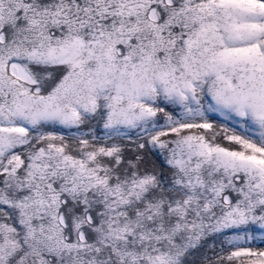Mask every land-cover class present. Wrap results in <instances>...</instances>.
<instances>
[{"label": "snow or ice", "instance_id": "snow-or-ice-1", "mask_svg": "<svg viewBox=\"0 0 264 264\" xmlns=\"http://www.w3.org/2000/svg\"><path fill=\"white\" fill-rule=\"evenodd\" d=\"M0 264H264V0H0Z\"/></svg>", "mask_w": 264, "mask_h": 264}]
</instances>
